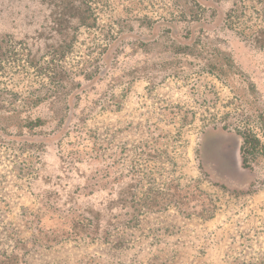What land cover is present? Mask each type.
Listing matches in <instances>:
<instances>
[{
    "label": "rangeland",
    "instance_id": "rangeland-1",
    "mask_svg": "<svg viewBox=\"0 0 264 264\" xmlns=\"http://www.w3.org/2000/svg\"><path fill=\"white\" fill-rule=\"evenodd\" d=\"M82 3L0 0V264H264V0Z\"/></svg>",
    "mask_w": 264,
    "mask_h": 264
},
{
    "label": "trees",
    "instance_id": "trees-1",
    "mask_svg": "<svg viewBox=\"0 0 264 264\" xmlns=\"http://www.w3.org/2000/svg\"><path fill=\"white\" fill-rule=\"evenodd\" d=\"M83 1V3L82 4H86V1H88V0H82ZM73 7V6H72ZM76 11V13L75 12H72V11H70V13L68 14V15H64V16H66L65 18H66V22L68 21V23L71 25V27L69 28L71 31H76L75 29L76 28H82V27H84V26H87V27H89L88 25H89V20H90V15H91V13H90V15H88V13L87 12H89L88 10H86L87 12H78V10L76 9L75 10ZM74 22H76L75 24H73ZM192 22H196L197 24H200L201 25V28H203V26L205 25V24H207V19H205V20H192ZM72 27H75V29L73 30V28ZM259 141L258 140H256V139H251V141H250V146H251V148H256L258 145H259ZM241 152H243V149L241 150Z\"/></svg>",
    "mask_w": 264,
    "mask_h": 264
}]
</instances>
